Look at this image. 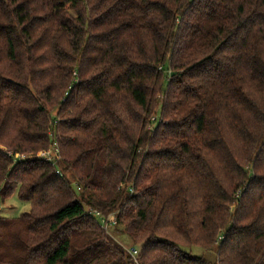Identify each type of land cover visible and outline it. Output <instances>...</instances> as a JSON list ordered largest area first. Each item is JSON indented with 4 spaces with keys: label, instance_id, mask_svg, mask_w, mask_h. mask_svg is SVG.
<instances>
[{
    "label": "trees",
    "instance_id": "trees-1",
    "mask_svg": "<svg viewBox=\"0 0 264 264\" xmlns=\"http://www.w3.org/2000/svg\"><path fill=\"white\" fill-rule=\"evenodd\" d=\"M15 192L0 264H264V0H0Z\"/></svg>",
    "mask_w": 264,
    "mask_h": 264
},
{
    "label": "rangeland",
    "instance_id": "rangeland-1",
    "mask_svg": "<svg viewBox=\"0 0 264 264\" xmlns=\"http://www.w3.org/2000/svg\"><path fill=\"white\" fill-rule=\"evenodd\" d=\"M50 150H53L51 148ZM39 154V153H38ZM37 154V157L40 158ZM21 155L20 159H27L29 156ZM31 211V205L27 201H23L19 198L18 192H15L10 198L2 201L0 198V216L8 219H15L21 217L24 213ZM110 218V217H109ZM108 232H112L108 229ZM119 240H123L122 238ZM187 251L191 252L194 256L204 257L208 260H214L216 257L215 252L204 250L200 247L187 248Z\"/></svg>",
    "mask_w": 264,
    "mask_h": 264
},
{
    "label": "built area",
    "instance_id": "built-area-1",
    "mask_svg": "<svg viewBox=\"0 0 264 264\" xmlns=\"http://www.w3.org/2000/svg\"><path fill=\"white\" fill-rule=\"evenodd\" d=\"M38 156L48 162H51L53 164H56V162L60 159L59 149H53L48 151H41L39 152ZM25 157V156H23ZM97 216H100V213L94 212ZM116 224L115 221H112L110 218H103L102 219V225L105 230L109 229L111 225ZM131 255L136 258L139 254L138 249L133 248L130 250Z\"/></svg>",
    "mask_w": 264,
    "mask_h": 264
}]
</instances>
